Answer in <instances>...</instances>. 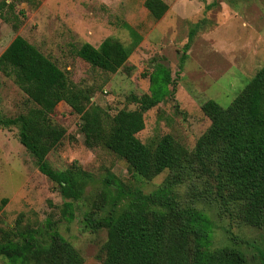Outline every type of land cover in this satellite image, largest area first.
Instances as JSON below:
<instances>
[{"label": "rangeland", "instance_id": "1", "mask_svg": "<svg viewBox=\"0 0 264 264\" xmlns=\"http://www.w3.org/2000/svg\"><path fill=\"white\" fill-rule=\"evenodd\" d=\"M169 7L155 20L146 0H0V56L22 36L63 70L90 104L113 118L121 110H136L131 96L150 93L145 74L162 62L172 71V95L144 115L145 129L137 136L154 148L171 135L193 150L211 121L202 105L214 100L227 108L264 66V0H163ZM126 26V27H125ZM131 28V29H130ZM190 33H194L190 49ZM116 39L133 52L117 73L106 72L78 56L85 43L98 48ZM0 111L4 117L26 114L34 104L13 76L0 70ZM65 131L48 155L53 168L65 170L74 162L93 175L80 201L66 200L59 187L43 175L21 144L17 127L0 128V241L19 231L43 228L52 222L83 258L101 264L108 240L106 229L92 232L85 223L89 212L109 209L103 196L110 175L149 194L163 185L168 172L151 180L136 176L125 160L105 147L88 146L80 131L81 119L65 102L51 116ZM184 199L187 185L179 187ZM6 201V202H4ZM197 207L214 224L212 249L230 247L243 252L250 264H264V226L241 221L235 208L222 211L216 203ZM104 206V212L98 208ZM0 264H11L0 257Z\"/></svg>", "mask_w": 264, "mask_h": 264}, {"label": "trees", "instance_id": "2", "mask_svg": "<svg viewBox=\"0 0 264 264\" xmlns=\"http://www.w3.org/2000/svg\"><path fill=\"white\" fill-rule=\"evenodd\" d=\"M145 7L155 20L169 10L163 0H146ZM193 35L190 33L182 60ZM136 45L128 48L109 38L98 48L83 44L78 56L117 73ZM0 70L13 76L34 104L15 118L4 117L0 111V128L19 129L21 144L40 172L58 185L64 199L80 201L94 177L77 162L58 170L48 161L65 136L51 119L62 102L80 116V131L88 146L107 148L146 180L168 172L163 185L149 194L113 175L106 178L108 186L116 187L114 194L108 190L103 196L109 209L104 212L101 206L98 209L103 214L93 211L85 215L92 232L106 229L108 233L101 264H250L237 249L211 248L214 224L196 204L216 203L222 211L233 207L245 224L264 226V66L227 108L214 100L202 105L211 125L193 150L171 135H165L154 148L137 136L145 129V113L172 95V71L161 61L145 74L150 93L131 96L138 109L121 110L113 118L102 107L90 104V96L22 36L0 56ZM183 185H187L186 199L179 190ZM16 235L0 241V257L11 264H83L81 255L50 221L43 228L25 229Z\"/></svg>", "mask_w": 264, "mask_h": 264}]
</instances>
